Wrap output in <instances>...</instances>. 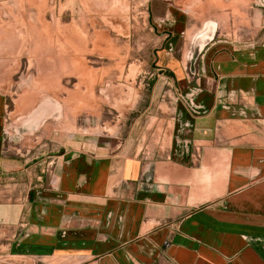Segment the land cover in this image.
I'll return each instance as SVG.
<instances>
[{
    "label": "crops",
    "instance_id": "1",
    "mask_svg": "<svg viewBox=\"0 0 264 264\" xmlns=\"http://www.w3.org/2000/svg\"><path fill=\"white\" fill-rule=\"evenodd\" d=\"M188 2L156 24L158 110L116 140L6 144L0 94V264H264V0Z\"/></svg>",
    "mask_w": 264,
    "mask_h": 264
},
{
    "label": "rangeland",
    "instance_id": "2",
    "mask_svg": "<svg viewBox=\"0 0 264 264\" xmlns=\"http://www.w3.org/2000/svg\"><path fill=\"white\" fill-rule=\"evenodd\" d=\"M188 1L0 0L6 144L18 146L17 131L29 127L49 148L113 141L137 114L158 110L174 76L157 67L156 24L165 6L192 13Z\"/></svg>",
    "mask_w": 264,
    "mask_h": 264
},
{
    "label": "water",
    "instance_id": "3",
    "mask_svg": "<svg viewBox=\"0 0 264 264\" xmlns=\"http://www.w3.org/2000/svg\"><path fill=\"white\" fill-rule=\"evenodd\" d=\"M195 47V44L193 45V48ZM197 50V48L195 49V51ZM194 51V53H195ZM191 61H193V58H190Z\"/></svg>",
    "mask_w": 264,
    "mask_h": 264
}]
</instances>
